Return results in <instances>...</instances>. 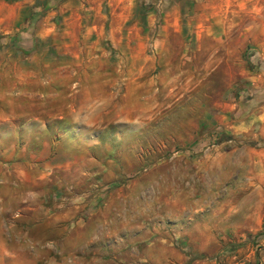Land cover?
Here are the masks:
<instances>
[{
    "label": "rangeland",
    "instance_id": "1",
    "mask_svg": "<svg viewBox=\"0 0 264 264\" xmlns=\"http://www.w3.org/2000/svg\"><path fill=\"white\" fill-rule=\"evenodd\" d=\"M0 264H264V0H0Z\"/></svg>",
    "mask_w": 264,
    "mask_h": 264
},
{
    "label": "crops",
    "instance_id": "2",
    "mask_svg": "<svg viewBox=\"0 0 264 264\" xmlns=\"http://www.w3.org/2000/svg\"><path fill=\"white\" fill-rule=\"evenodd\" d=\"M32 219H35V217H33ZM49 226H50L49 221H46V222H42L40 224H32L30 227H28V230H26L25 233H27V232L29 233V235H30L29 237H31V238H28V240H30V243L32 244V240H31L32 238H34L37 243L40 242L42 240V238L44 239L46 233H48V230H46V229H48ZM10 230H11V234H12L11 239L15 242V244L19 245V242H18L19 237L17 236V234H19L21 229H19L17 227H11ZM42 254H44V251H42V250H39L37 253V255H42ZM31 257H35V256L32 254Z\"/></svg>",
    "mask_w": 264,
    "mask_h": 264
}]
</instances>
